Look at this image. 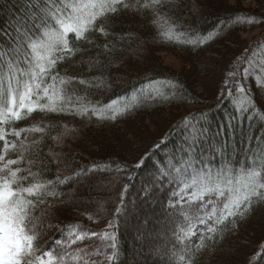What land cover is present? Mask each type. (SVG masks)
<instances>
[{
  "label": "snow or ice",
  "instance_id": "snow-or-ice-1",
  "mask_svg": "<svg viewBox=\"0 0 264 264\" xmlns=\"http://www.w3.org/2000/svg\"><path fill=\"white\" fill-rule=\"evenodd\" d=\"M5 0H0V4ZM8 22L0 27V264H119L121 252L117 233L119 221L127 215L125 183L115 207L113 219L102 233L78 231L79 225L67 228V239L55 240L47 251L37 247L40 229L44 226L34 215L35 209L49 198L58 200L59 185L69 182L87 187L96 172L127 173L129 167L112 168L111 164L82 166L63 174L72 161L61 159V153L45 159L37 147L41 140L31 134L44 133L47 125L12 127L34 113L95 116L116 121L135 109L153 102L169 100L179 85L172 81L151 80L133 88L130 96L120 95L108 104H92L86 95H77L79 86L89 89L111 88L105 69L108 54L116 43L151 36L153 40L179 44L202 45L219 32L200 36L183 18L184 0H6ZM237 23L245 21L236 16ZM248 24L257 22L248 18ZM120 28L121 32L116 33ZM191 29V31H190ZM99 34L104 43L91 37ZM70 34L72 38L70 40ZM77 44L85 45L77 47ZM96 49L94 55L92 50ZM264 43L251 46L237 58L234 71L227 74L220 95L228 97L233 109L223 121L212 123L207 112L183 118L184 136L163 170L145 189L148 196L157 185L169 187L160 204L163 224L153 240L163 243L149 246L147 257L152 264H195L194 251L205 241H214L216 234L230 218L243 217L264 205V111L257 110L248 81L252 78L264 92ZM86 66L88 78L62 75L60 63L73 66L75 58ZM151 85H159L156 88ZM115 86H119L116 84ZM168 88L173 91L164 92ZM5 126H8L6 130ZM23 134V138H22ZM11 136L14 139H8ZM42 139V137H41ZM62 144L59 136L53 137ZM166 142L155 146L159 149ZM14 157V158H13ZM150 159L148 154L130 166L139 169ZM56 173L48 178L51 166ZM62 202V201H61ZM203 225L197 228L196 225ZM48 228L54 225L48 224ZM62 233L64 229H59ZM199 233L198 241L193 237ZM98 237L101 245L93 249L72 245ZM59 254H54L56 248ZM71 249V250H70ZM91 257H101L93 260Z\"/></svg>",
  "mask_w": 264,
  "mask_h": 264
},
{
  "label": "trees",
  "instance_id": "trees-1",
  "mask_svg": "<svg viewBox=\"0 0 264 264\" xmlns=\"http://www.w3.org/2000/svg\"><path fill=\"white\" fill-rule=\"evenodd\" d=\"M244 1L247 0H184L183 18L191 25V29L196 30L192 34L198 32L200 36H206L209 32L218 31L214 39L202 45H182L153 40L149 35L122 44L116 43L114 51L108 54V66L105 69L107 83L114 86L92 88L87 93L81 90L84 86H79L77 90V95H86V102L104 105L120 95L130 96L133 88L149 84L151 80L172 81L179 87L169 100L135 109L116 121L100 120L95 116L89 118L51 113L45 116L34 113L12 125L16 129L30 127L34 123L47 125L44 133L31 135L41 140L37 147L46 160L51 159L50 154L61 153V159L72 161L71 168L62 169L63 174L77 171L82 166L110 163L113 169L117 166L129 167L133 177L128 181L127 173L98 171L92 174L87 187H77L72 182L59 185L57 191L63 195L58 200L49 198L34 211V215L44 225L37 241L41 251L49 250L55 240H66L67 228L72 225H79L78 231L102 233L109 220L113 219L120 192L124 184L128 183L127 215L119 221L117 233L121 248L119 264H152L147 256L140 257L142 251L132 245V233L134 226L142 222L144 230L140 235L145 239L150 224L155 232L163 224L160 204L168 195L165 189L169 186L157 185L158 190L152 196L147 195L145 189L158 175L153 165L163 170L176 151L184 136L183 118L191 120L193 116L198 117L200 112H207L213 124L224 120L233 109L232 101L226 95H220L227 74L234 71L237 58L244 54L245 48L251 46L256 49L264 43V0H251L254 6L245 5ZM9 6L6 0L0 4V27L7 26ZM236 16L245 22L237 23ZM248 18H255L257 22L248 24ZM115 31L120 33L121 29ZM245 33H251V36L242 37ZM91 38L98 44L104 43V37L98 33ZM95 52L96 49H93L91 54ZM159 52L174 54L180 62L179 68L165 65ZM261 58H264V53H261ZM79 59L77 56L71 67L60 63L56 70L64 75L67 69V74L80 75L82 78L93 75L86 70V66L76 63ZM158 86L151 85L153 88ZM248 87L257 110L264 111V92L258 89L252 78L248 81ZM162 90L166 93L173 91L168 88ZM5 128L8 130V126ZM57 136L61 138L62 144L53 139ZM7 138L14 139L11 136ZM162 141L166 143L155 149ZM2 146L3 141H0V148ZM144 154L150 157L146 165L139 169L130 168ZM55 173L56 167L52 165L48 178H52ZM48 224L54 227L48 228ZM196 227L202 229L203 225L197 224ZM59 229L65 231L62 233ZM199 235L197 233L193 237L194 242L198 241ZM145 241L149 245L150 240ZM161 243L163 241L159 239L151 240V246ZM100 245L101 240L92 237L72 245V249L87 247L91 250ZM60 251L57 247L54 254ZM132 252H136L140 259L129 263ZM193 254L195 264H264V205L254 208L246 216L230 218L216 234L214 241H205L202 250L197 247ZM91 259L98 260L101 257ZM69 264H82V261H70Z\"/></svg>",
  "mask_w": 264,
  "mask_h": 264
},
{
  "label": "rangeland",
  "instance_id": "rangeland-1",
  "mask_svg": "<svg viewBox=\"0 0 264 264\" xmlns=\"http://www.w3.org/2000/svg\"><path fill=\"white\" fill-rule=\"evenodd\" d=\"M245 5H249V6H254V3L251 0H247L244 1ZM251 36V33H245L242 35V37H249ZM159 55L161 57V59L163 60L164 64L167 66L172 67L173 69H177L180 66V62L179 60H177V58L174 56V54L168 53V52H159ZM161 222L163 223V220H161ZM160 222V223H161ZM143 223L141 222L140 224H137L134 226L133 229V233H132V245L134 246V248L138 249L139 251H142V256L140 257H146V253L148 250L149 245H151V240L154 241L152 239V237L155 236V230L154 228L152 229V226L150 224V226H148V228L146 229L148 232L146 233V238L145 239H149L150 243L148 245V243L145 241L144 238H141L140 232L143 233L144 227H143ZM135 234H139V236H136ZM148 245V246H147ZM139 255H137L136 252H132L131 255L129 256V263H132L134 260L136 259H140ZM144 261V260H141Z\"/></svg>",
  "mask_w": 264,
  "mask_h": 264
}]
</instances>
